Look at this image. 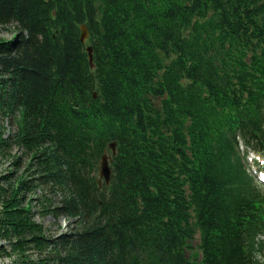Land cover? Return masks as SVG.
Returning a JSON list of instances; mask_svg holds the SVG:
<instances>
[{
	"label": "trees",
	"instance_id": "obj_1",
	"mask_svg": "<svg viewBox=\"0 0 264 264\" xmlns=\"http://www.w3.org/2000/svg\"><path fill=\"white\" fill-rule=\"evenodd\" d=\"M0 30V153L26 163L0 178V259L264 264L238 150L264 154V0H0Z\"/></svg>",
	"mask_w": 264,
	"mask_h": 264
},
{
	"label": "rangeland",
	"instance_id": "obj_2",
	"mask_svg": "<svg viewBox=\"0 0 264 264\" xmlns=\"http://www.w3.org/2000/svg\"><path fill=\"white\" fill-rule=\"evenodd\" d=\"M0 38L3 39H11L12 36L11 34H7L6 32H3L2 30H0ZM5 138L9 137L10 134H12L11 132L13 131V127L11 126V124L9 122H6L5 125ZM19 150L12 148L9 152L5 151L6 155L9 156H3V154L0 153V178L8 176V175H12L14 179H18L19 177H21V174L23 173V171L26 169V163L25 161H22L20 164H18V166L16 167H12V162L14 160V157H19ZM242 154H245V156H249L247 160H245V164L247 165V168L249 170V174H251L253 177L254 174L253 173V169L259 171V167L261 168L260 170H262V166L263 164L260 163V166H256V162H255V157L254 154L252 152L246 153L245 150H242ZM248 161V162H247ZM250 167V168H249ZM256 180L255 184L258 186V184H261L260 182H258V180L256 179V177L254 178ZM260 187V191L262 193V195H264V188ZM40 196V192L38 191L34 196L33 195H26V199H36ZM58 199L57 198H53L52 199V203H57ZM34 220L39 223L42 224L45 229L47 230V235H49L50 237H57L60 236L62 234L68 233L70 231V226H69V221L67 219H59V220H55L53 219L51 216H45V217H40V215L38 214V208H34ZM0 246L1 247H5V243L0 241ZM13 259H0V264H11V261ZM261 262H264L262 259H259Z\"/></svg>",
	"mask_w": 264,
	"mask_h": 264
},
{
	"label": "water",
	"instance_id": "obj_3",
	"mask_svg": "<svg viewBox=\"0 0 264 264\" xmlns=\"http://www.w3.org/2000/svg\"><path fill=\"white\" fill-rule=\"evenodd\" d=\"M81 31H82V42L85 43L88 39V33H87V29L85 26L81 27ZM88 53L90 56V62L92 63V50L89 48L88 49ZM112 150L114 151V145L111 146ZM110 176H111V170L108 167V158L105 156L103 158V162L101 164V168H100V177L102 179L106 180V183L109 184L110 183Z\"/></svg>",
	"mask_w": 264,
	"mask_h": 264
}]
</instances>
